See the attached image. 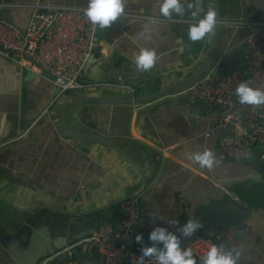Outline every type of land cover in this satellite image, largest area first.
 I'll use <instances>...</instances> for the list:
<instances>
[{"label":"crops","instance_id":"obj_1","mask_svg":"<svg viewBox=\"0 0 264 264\" xmlns=\"http://www.w3.org/2000/svg\"><path fill=\"white\" fill-rule=\"evenodd\" d=\"M9 1L32 4L36 0ZM218 1L222 21L218 38L213 33L193 42L187 30L209 8L215 9L211 0H200L196 17L189 12L170 18L160 15V0H127L122 17L106 29L97 27L91 65L83 74L87 87L69 94H61L50 76L29 62L17 63L0 55V264H32L33 254L41 248L32 234L41 228L62 246L59 240L65 234L87 238L101 223L114 219L120 224L124 218L122 204L81 218L40 209L84 213L128 196L140 186L137 171L113 149L76 138L77 134L108 140L145 175L144 188L136 195L141 208L137 235L143 239L138 243L134 238L132 247L145 244L157 226L180 235L176 225L166 222L182 226L190 217L203 225L196 230L200 237H207L217 209L235 210L246 203L252 209L245 239L236 238L231 230L212 229L211 241L235 249L238 264L264 263V164L259 168L261 175L253 164L259 162V153L254 151L241 163L221 160L216 153L218 138H204L217 108L188 102L183 96L194 82L183 85V81L197 74L212 46L208 70L217 68L224 74L234 63L246 65L244 42L251 30L226 22H264V0ZM41 2L87 6V0ZM182 2L186 5L189 0ZM29 18V9L0 10V20L20 29H25ZM149 18L156 23L149 24ZM146 26L150 39L138 35ZM140 47L153 48L158 55L156 65L144 73L134 63ZM168 89L138 104L97 103L147 97ZM205 149L217 157L211 171L194 167L185 158L186 153ZM257 176L262 184L250 181ZM28 209L32 211H22ZM194 238L195 232L181 237V247L189 248ZM96 259L95 253L82 251L76 263L63 264H96Z\"/></svg>","mask_w":264,"mask_h":264},{"label":"built area","instance_id":"obj_2","mask_svg":"<svg viewBox=\"0 0 264 264\" xmlns=\"http://www.w3.org/2000/svg\"><path fill=\"white\" fill-rule=\"evenodd\" d=\"M29 9L30 18L25 29L0 20V55L17 63L29 62L48 74L52 84L61 94H69L87 86L83 83V68L96 47L97 26L83 14L85 7L55 6L36 0L32 4L0 2L2 9ZM251 30L244 42L246 65L224 76L206 71L183 91L188 102L217 108L213 126L204 138L217 137L216 153L221 160L241 163L258 151L264 163V105L240 104L236 88L250 82L254 88L264 89V22H226ZM132 95V88L128 89ZM122 209L126 216L117 231L109 222H103L87 238L79 242L84 252L95 253L96 264H138L142 248L152 246L148 238L142 246H129L127 240L137 232L141 208L137 196H132ZM214 233L209 229L207 237H197L190 247L202 264ZM217 245V244H215ZM161 247V245H157ZM183 248V247H182ZM45 260L40 264H49ZM144 264H158L155 256L145 258ZM264 264V263H252Z\"/></svg>","mask_w":264,"mask_h":264},{"label":"clouds","instance_id":"obj_3","mask_svg":"<svg viewBox=\"0 0 264 264\" xmlns=\"http://www.w3.org/2000/svg\"><path fill=\"white\" fill-rule=\"evenodd\" d=\"M126 2L127 0H87V6L82 11L94 26L106 29L124 15ZM200 8V0H189L186 5L182 0H160L159 12L164 18H170L173 15L183 16L189 12L193 17H196ZM154 23L156 21L149 18V24ZM217 24V11L214 8H209L202 18L188 28L189 40L193 42L202 41L206 36L214 33ZM138 35L144 39H150L149 28L146 26ZM157 59L158 55L155 49L140 47L139 52L134 57L135 68L140 73L147 72L156 65ZM236 95L240 104L264 105V89L254 88L250 82L240 83L236 88ZM185 158L191 162L192 166L209 171L213 170L218 162L211 149L186 153ZM166 223L176 225L180 235L170 231L167 227H155L148 237L153 244L142 248L138 264H144L145 258L153 256L156 257L158 264H197L193 250L181 247V237H191L197 229L203 227L201 222L190 217L182 226H178L176 221ZM135 239L139 243L143 236L137 235ZM157 245H161V247H157ZM238 260L239 254L235 249L228 250L222 244H214L208 249L202 264H238Z\"/></svg>","mask_w":264,"mask_h":264},{"label":"water","instance_id":"obj_4","mask_svg":"<svg viewBox=\"0 0 264 264\" xmlns=\"http://www.w3.org/2000/svg\"><path fill=\"white\" fill-rule=\"evenodd\" d=\"M211 1L214 3L215 9L217 11L218 24H217L216 30L214 31L215 37L217 39L218 33H219V28H220V25L222 24L221 14H220L221 6H220V3L218 0H211ZM213 53H214V48L212 46V48L208 52V55L205 59L203 66L201 67V69L197 72V74H195L191 78L183 81V83H182L183 85L188 84L191 81H195L196 79L201 77L208 70V68L210 67L211 57H212ZM92 58H93V56H92ZM237 64L238 63H234L232 68H226L225 69L226 72L224 73V76L228 75L231 71L237 69ZM89 65H91L90 59H88V61L86 62L85 66L83 68V74L84 75L86 74V71H87ZM240 70L243 71V67H241ZM217 72H218V69L216 68L213 72V75H215ZM182 84H180V85H182ZM169 90L170 89L163 90L161 92L155 93L152 96H147V97H141V98L134 97V98H129L128 100H111V99L98 100L97 103L138 104V103L145 102V101L151 100L153 98H156L160 95H164V94L168 93ZM75 136H76V138L83 139V140H86L88 142H98L102 145H105V146L113 149L126 163H128L133 169H135L137 171V173L140 176V182H141L140 186L135 192H133L132 194H130L128 196H125L119 200H116L115 202L107 204L106 206H103V207H100L98 209L91 210L88 212H84V213H72V212H67V211H63L60 209L55 210V208H51V207H40V209H42V210H54L55 212H57L61 215L70 216V217H74V218H81V217L93 215V214L102 212L104 210H108L110 208L116 207V206L124 203L130 197L135 196L142 191V189L144 188V184H145V175H144L143 171L140 169V167L137 164H135L126 154H124L121 150H119L116 146H114L111 142H109L108 140H105L104 138H101L98 136L86 135V134H77ZM65 137L73 138L74 136L67 134ZM253 164H255V166H258L257 171L261 175L263 172H261V170L259 168H261V164H264V163L259 160V162H253ZM257 177L250 178V181L262 184V182H263L262 178L260 176L258 178ZM0 201L2 202L1 199H0ZM238 203L240 204L242 202H238ZM11 207H13V206H11ZM251 209L252 208L249 207L248 205H246V203H244V204L242 203V205L235 210H231V209L226 210L224 208H219L215 211L213 218L209 222V225L217 233H225V232L231 230V231H233L234 236L236 238L245 239L244 234L246 233V231L248 229L247 219L249 218V213H250ZM22 211L29 213L32 211V209L22 210ZM123 215H124V217L126 216L125 212L123 213ZM108 222L110 224H112L117 231L123 232L122 226L120 224H118L117 222H115L114 219H110V220H108ZM200 229H198V231ZM198 231H195L196 238L200 237V235H201V232H198ZM137 234H138V231L134 232L133 234L130 235L129 239L127 240V244L129 246L133 245L134 238L136 237ZM32 236H33V241L37 245V247L39 245L41 246V248L33 254L34 256H32V258H33L32 264H38V262L43 260V259L53 261L54 264H63L65 262H69V261L71 263H76L78 261V254L83 251L82 247L80 245L77 246V244H76L81 239L83 240V238H84L83 236H81L79 239H75V238H72L71 236H67L65 234L64 238H60L62 240H59L60 243H63L62 246L57 245V242L55 243V240H52V238L46 234L44 228H41L39 231H37V233H33ZM66 247H70V248H66Z\"/></svg>","mask_w":264,"mask_h":264}]
</instances>
